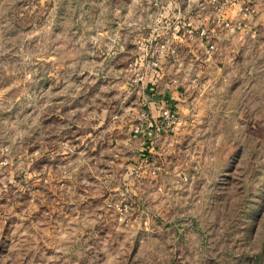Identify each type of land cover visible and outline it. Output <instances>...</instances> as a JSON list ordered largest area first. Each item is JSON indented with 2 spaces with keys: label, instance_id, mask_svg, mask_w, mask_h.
<instances>
[{
  "label": "rangeland",
  "instance_id": "1",
  "mask_svg": "<svg viewBox=\"0 0 264 264\" xmlns=\"http://www.w3.org/2000/svg\"><path fill=\"white\" fill-rule=\"evenodd\" d=\"M199 1L0 0V264H264V0L145 62ZM150 86L182 120L151 144Z\"/></svg>",
  "mask_w": 264,
  "mask_h": 264
},
{
  "label": "built area",
  "instance_id": "2",
  "mask_svg": "<svg viewBox=\"0 0 264 264\" xmlns=\"http://www.w3.org/2000/svg\"><path fill=\"white\" fill-rule=\"evenodd\" d=\"M147 3L162 7L165 0H144ZM234 0H200L198 2L199 20L198 23L191 22L190 20H177L171 27L172 35L165 37L163 40H157L153 43L149 56L146 58V66L152 71L151 77L155 80L161 79L163 76L161 69V58L166 56H174L176 53V46L174 45V39L180 40L184 37L194 38L199 42L202 48V52L205 55L210 56L215 50V43L210 37L211 31L214 29L206 24L205 20L208 15L212 18V22L216 26H222L224 28L231 29L232 27H240L241 20H233L231 18V5ZM230 11V16L227 13ZM251 13L249 8H245L242 11L243 18ZM195 80V79H194ZM177 79L173 78L166 84L167 89L171 90L172 83H176ZM154 84V82H152ZM149 94L151 99H145L142 103V108L138 113L137 123L132 129V135L141 137L145 141H149L151 144L159 133L173 130L179 126L182 122L179 113L177 112L175 105L172 102L173 97L170 96V92H166L163 95H157L156 87H149ZM156 109L157 114L151 113V105ZM150 173L155 174L157 167L154 161H147ZM186 180V176H183Z\"/></svg>",
  "mask_w": 264,
  "mask_h": 264
},
{
  "label": "crops",
  "instance_id": "3",
  "mask_svg": "<svg viewBox=\"0 0 264 264\" xmlns=\"http://www.w3.org/2000/svg\"><path fill=\"white\" fill-rule=\"evenodd\" d=\"M170 1H171V0H165L164 3H163V5H164L165 3L170 2ZM163 5H162V7H163ZM173 16H175V14H173ZM170 33H172V28H170ZM151 111H152V109H151Z\"/></svg>",
  "mask_w": 264,
  "mask_h": 264
}]
</instances>
